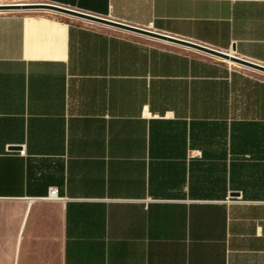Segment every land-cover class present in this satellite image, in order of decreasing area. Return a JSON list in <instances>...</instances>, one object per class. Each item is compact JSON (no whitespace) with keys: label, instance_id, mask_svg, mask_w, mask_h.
Masks as SVG:
<instances>
[{"label":"crops","instance_id":"obj_1","mask_svg":"<svg viewBox=\"0 0 264 264\" xmlns=\"http://www.w3.org/2000/svg\"><path fill=\"white\" fill-rule=\"evenodd\" d=\"M47 1L264 66V0ZM0 264H264V73L0 12Z\"/></svg>","mask_w":264,"mask_h":264},{"label":"water","instance_id":"obj_2","mask_svg":"<svg viewBox=\"0 0 264 264\" xmlns=\"http://www.w3.org/2000/svg\"><path fill=\"white\" fill-rule=\"evenodd\" d=\"M17 10H45V11H53V12L77 17L80 19L94 22V23L104 24V25L111 26V27H114L120 30L132 32V33L145 36L148 38H152L155 40H160V41H164L167 43L190 48V49H193L199 52H203V53L215 56L224 61H231L240 66L264 73L263 65L249 61L244 58H241L237 55L232 54V52L220 51V50H217V49H214V48H211V47H208V46L196 43V42H192L190 40H186V39L179 38L176 36H171V35L157 32V31L147 29V28L132 26V25L118 22L115 20H111L108 18H104V17L88 14L85 12H81L78 10H74L71 8H67V7L58 5V4H53V3L48 2V3H13V4L0 5V12L17 11Z\"/></svg>","mask_w":264,"mask_h":264},{"label":"rangeland","instance_id":"obj_3","mask_svg":"<svg viewBox=\"0 0 264 264\" xmlns=\"http://www.w3.org/2000/svg\"><path fill=\"white\" fill-rule=\"evenodd\" d=\"M0 2L5 4L13 3H48L47 0H0Z\"/></svg>","mask_w":264,"mask_h":264},{"label":"built area","instance_id":"obj_4","mask_svg":"<svg viewBox=\"0 0 264 264\" xmlns=\"http://www.w3.org/2000/svg\"><path fill=\"white\" fill-rule=\"evenodd\" d=\"M194 155L198 156V154H194ZM48 198L49 199H56V200H65L64 198L58 197L56 189H51Z\"/></svg>","mask_w":264,"mask_h":264},{"label":"bare ground","instance_id":"obj_5","mask_svg":"<svg viewBox=\"0 0 264 264\" xmlns=\"http://www.w3.org/2000/svg\"><path fill=\"white\" fill-rule=\"evenodd\" d=\"M3 4H5V3L0 2V5H3ZM232 54H234V53L232 52ZM227 62H229L230 64H234V65H236V66H240V65H238V64H236V63H233V62H231V61H227Z\"/></svg>","mask_w":264,"mask_h":264}]
</instances>
